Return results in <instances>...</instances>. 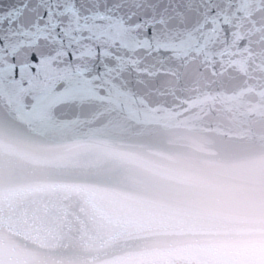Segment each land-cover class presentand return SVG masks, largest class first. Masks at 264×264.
Segmentation results:
<instances>
[{
	"label": "snow or ice",
	"instance_id": "1",
	"mask_svg": "<svg viewBox=\"0 0 264 264\" xmlns=\"http://www.w3.org/2000/svg\"><path fill=\"white\" fill-rule=\"evenodd\" d=\"M0 264H264V0H0Z\"/></svg>",
	"mask_w": 264,
	"mask_h": 264
}]
</instances>
